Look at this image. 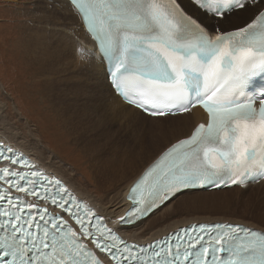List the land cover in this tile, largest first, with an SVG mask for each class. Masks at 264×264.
Returning <instances> with one entry per match:
<instances>
[{"label":"snow or ice","instance_id":"obj_1","mask_svg":"<svg viewBox=\"0 0 264 264\" xmlns=\"http://www.w3.org/2000/svg\"><path fill=\"white\" fill-rule=\"evenodd\" d=\"M57 3L76 20V51L129 106L161 120L201 109L206 119L147 168L115 222L0 142V264H264L262 226L194 223L144 245L109 227L134 224L186 190L264 181V0H190L191 13L176 0ZM246 14L250 22L236 25ZM84 91L98 95L101 84Z\"/></svg>","mask_w":264,"mask_h":264},{"label":"bare ground","instance_id":"obj_2","mask_svg":"<svg viewBox=\"0 0 264 264\" xmlns=\"http://www.w3.org/2000/svg\"><path fill=\"white\" fill-rule=\"evenodd\" d=\"M183 2L186 6V1ZM32 4V18L22 42L23 49L27 55L36 58L33 65L42 69L48 83L44 87L47 94L45 98L59 117L57 119L73 128L72 133L77 139L73 141L87 156L101 194L98 192V195H93L81 188L77 178L69 176L66 168L56 167V153L46 148L31 125L27 129L33 140L28 139L24 130L11 121L7 114L8 105L1 100L0 139L32 154L51 172L65 178L77 194L96 206L107 219L118 221L127 203L124 197L134 179L166 147L187 137L194 125L205 120L206 116L200 109H194L193 115L180 114L162 120L154 119L124 103L114 93L108 80L103 78L101 70L93 67L91 59L82 58L76 51L79 42L72 34L76 20L70 18L64 6L57 0H34ZM187 11L191 12L190 9ZM84 43L89 49L94 47L90 40ZM94 81L101 84V91L98 95L88 97L84 85ZM53 98L58 100L61 108L55 106ZM136 129L138 132H135ZM102 132L105 133L103 138ZM168 136L174 140L158 151ZM249 187L254 191L250 197L255 195V191L262 194L264 181L223 190H186L147 218L135 225L123 227V234L130 240L145 242L162 238L192 222L229 221L257 226L239 217L199 212L210 210L232 213L230 210L234 205L231 202ZM260 198H264V194ZM258 219L264 222V216L260 215Z\"/></svg>","mask_w":264,"mask_h":264},{"label":"rangeland","instance_id":"obj_3","mask_svg":"<svg viewBox=\"0 0 264 264\" xmlns=\"http://www.w3.org/2000/svg\"><path fill=\"white\" fill-rule=\"evenodd\" d=\"M33 1L0 0V100L7 103V114L11 121L24 130L28 139L33 140L32 134L27 129V126L31 125L46 148L56 153L58 157L55 158L56 167L66 168L69 176L77 178L81 188L89 190L93 195H98V192L101 194L87 156L73 141V139L77 140L72 133L73 128L57 119L58 116L45 98L47 94L44 87L48 83L42 74V69L33 65L36 58L27 55L23 49L22 42L32 18ZM249 18L251 14H246L242 18L236 17L234 22L236 25H242ZM53 102L56 107L61 108L58 100L53 98ZM135 132L138 130L136 129ZM166 139L167 141L157 149L158 151L174 140L170 136ZM39 146L41 147V144ZM242 192L241 196L231 202L234 205L230 210L232 213L210 210L199 212L205 215L239 217L264 227V222L258 219L260 215L264 216V198H260L264 194V188L262 194L255 191L252 197L250 193L254 192L253 188H246Z\"/></svg>","mask_w":264,"mask_h":264}]
</instances>
